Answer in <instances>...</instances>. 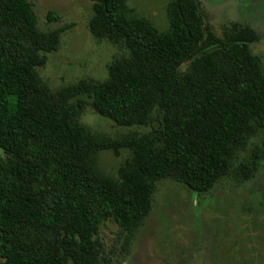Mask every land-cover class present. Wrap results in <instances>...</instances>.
Returning a JSON list of instances; mask_svg holds the SVG:
<instances>
[{
    "label": "trees",
    "instance_id": "1",
    "mask_svg": "<svg viewBox=\"0 0 264 264\" xmlns=\"http://www.w3.org/2000/svg\"><path fill=\"white\" fill-rule=\"evenodd\" d=\"M167 17L160 30L128 0H94L92 34L122 53L104 80L52 91L40 70L71 26L43 30L31 0H0V264H111L102 225L115 222L129 243L160 180L208 193L226 177L256 175L264 64L251 45L259 34L235 23L217 35L199 0H169ZM88 104L149 129L94 131L79 120ZM123 149L130 154L117 171L103 170L101 153Z\"/></svg>",
    "mask_w": 264,
    "mask_h": 264
},
{
    "label": "rangeland",
    "instance_id": "2",
    "mask_svg": "<svg viewBox=\"0 0 264 264\" xmlns=\"http://www.w3.org/2000/svg\"><path fill=\"white\" fill-rule=\"evenodd\" d=\"M31 1L41 29L71 26L62 34L59 49L48 54V62L40 70L51 90L81 79L107 78L108 65L122 51L92 34L89 19L94 0ZM199 1L206 22L219 36L235 23L253 27L259 40L251 49L264 64V0ZM168 2L128 0L140 16L150 19L160 30L169 27ZM50 10L57 12L60 19L49 20ZM79 120L94 131L111 136L149 129L119 125L91 104ZM251 147H260L264 152V131L253 138ZM129 154L128 149H123L120 156L112 151L102 152V169L115 173ZM99 236L111 264H212L208 255H212L215 264H264V160L252 179L239 183L226 177L208 193H199L173 179H162L149 215L129 243L115 222L102 225Z\"/></svg>",
    "mask_w": 264,
    "mask_h": 264
}]
</instances>
